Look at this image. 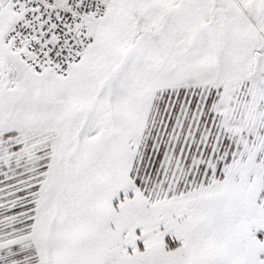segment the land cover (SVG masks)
Masks as SVG:
<instances>
[{
    "label": "snow or ice",
    "instance_id": "6c2138e0",
    "mask_svg": "<svg viewBox=\"0 0 264 264\" xmlns=\"http://www.w3.org/2000/svg\"><path fill=\"white\" fill-rule=\"evenodd\" d=\"M0 264H264V0H0Z\"/></svg>",
    "mask_w": 264,
    "mask_h": 264
}]
</instances>
